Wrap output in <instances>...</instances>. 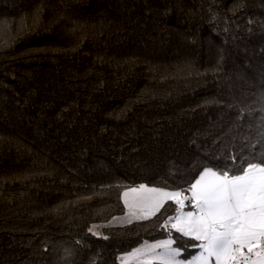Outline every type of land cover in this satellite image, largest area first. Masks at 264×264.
<instances>
[{"label": "trees", "instance_id": "trees-1", "mask_svg": "<svg viewBox=\"0 0 264 264\" xmlns=\"http://www.w3.org/2000/svg\"><path fill=\"white\" fill-rule=\"evenodd\" d=\"M262 105L264 0H0V264H63L65 248L121 264L168 238L170 201L88 229L125 213L126 188L187 187L224 163L241 106L243 156H259Z\"/></svg>", "mask_w": 264, "mask_h": 264}, {"label": "snow or ice", "instance_id": "snow-or-ice-1", "mask_svg": "<svg viewBox=\"0 0 264 264\" xmlns=\"http://www.w3.org/2000/svg\"><path fill=\"white\" fill-rule=\"evenodd\" d=\"M249 114L250 109L241 106L233 126L218 141L219 159L224 163H200L197 174L186 181L187 187L170 190L140 184L123 192L128 212L122 222L146 221L169 201L175 205L174 214L160 225L167 229L168 238L145 243L129 254L139 264H264V151L259 156L255 151L250 158L243 156L254 148L253 133L245 128V123L250 124ZM255 135L264 147V117ZM186 207L190 210L185 211ZM94 228L88 231L100 235ZM184 238L196 250L188 256L177 245ZM76 255L74 249L65 248L63 264H73Z\"/></svg>", "mask_w": 264, "mask_h": 264}, {"label": "rangeland", "instance_id": "rangeland-1", "mask_svg": "<svg viewBox=\"0 0 264 264\" xmlns=\"http://www.w3.org/2000/svg\"><path fill=\"white\" fill-rule=\"evenodd\" d=\"M126 214L120 215V216H116V217H114L115 219L113 218L110 221L105 222V223H96V224H93L91 227L95 226L94 231L97 232V233H99L101 235L102 229L105 226H121V225L128 224L126 222H122V219H121V218H124L126 216ZM191 243H193V242L186 243L185 245L181 246L182 249H185V251L183 253L184 256H188L189 253H194L196 251L195 249H192L191 247H189V245ZM134 249H136V248L135 247L132 248L130 251H128V252H126L124 254V257H122L121 259H119V260H121L122 264H126V263L139 264L138 258L129 255ZM140 259L147 260L148 258H140Z\"/></svg>", "mask_w": 264, "mask_h": 264}, {"label": "crops", "instance_id": "crops-1", "mask_svg": "<svg viewBox=\"0 0 264 264\" xmlns=\"http://www.w3.org/2000/svg\"><path fill=\"white\" fill-rule=\"evenodd\" d=\"M135 187H137V186H135ZM130 188H134V187H130ZM130 188H126V189H124V190L122 191V193H121V199H122L123 204H124V200H123V196H122V194H123L124 191H126V190H128V189H130ZM124 206H125V205H124ZM125 208H126V207H125ZM188 210H190V208L186 207V208H185V211H188ZM127 212H128V209L126 208V211H125L124 214H126ZM124 214H123V215H124ZM133 222H135V220H134ZM164 239H166V238H164ZM159 240H163V239H159ZM159 240H154V241H143V242H141L140 244H138L135 248H137V247H141V246H143L145 243H147V244H153V243H155V242H157V241H159ZM124 254H125V253L121 254L119 259H121L122 257H124ZM119 261H120V263L122 264L121 260H119ZM126 264H130V263H126ZM131 264H132V263H131Z\"/></svg>", "mask_w": 264, "mask_h": 264}]
</instances>
